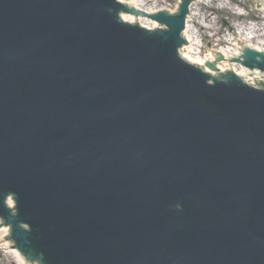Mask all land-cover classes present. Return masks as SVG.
Returning a JSON list of instances; mask_svg holds the SVG:
<instances>
[{
    "label": "water",
    "instance_id": "water-1",
    "mask_svg": "<svg viewBox=\"0 0 264 264\" xmlns=\"http://www.w3.org/2000/svg\"><path fill=\"white\" fill-rule=\"evenodd\" d=\"M118 1L167 31L116 0H0V217L48 264H264V91L238 80L264 74L233 63L264 54H218L238 79L207 84L181 61L193 0L156 22L180 0Z\"/></svg>",
    "mask_w": 264,
    "mask_h": 264
},
{
    "label": "rangeland",
    "instance_id": "rangeland-1",
    "mask_svg": "<svg viewBox=\"0 0 264 264\" xmlns=\"http://www.w3.org/2000/svg\"><path fill=\"white\" fill-rule=\"evenodd\" d=\"M208 1L201 7L195 8L196 17L193 19L195 20L194 23H192L198 32V40L203 44L201 50L203 53L210 47L214 48V45L219 44V47L229 46L225 39L232 34V27L235 24H261V26H264V16L259 9L260 7H258L260 0ZM224 25L227 26L224 27ZM257 33L263 36L261 32L258 31ZM244 37L238 38L242 46L247 44ZM256 42L259 43L257 39ZM261 49L264 51V47H261Z\"/></svg>",
    "mask_w": 264,
    "mask_h": 264
},
{
    "label": "bare ground",
    "instance_id": "bare-ground-1",
    "mask_svg": "<svg viewBox=\"0 0 264 264\" xmlns=\"http://www.w3.org/2000/svg\"><path fill=\"white\" fill-rule=\"evenodd\" d=\"M209 2L208 0H197L196 6H201L200 4H203L205 2ZM213 1V0H212ZM263 12V11H262ZM264 15V12H263ZM196 17V13L192 12L191 19H189V23L186 27L187 31L185 32L186 40L191 44V48L188 50L186 56L184 59H186L187 62L193 64H199V66L205 68V63L211 62L214 63V60L216 58V54L219 53L220 55H224L225 59H233L237 53H239V50L237 49H231V46H224V47H219L218 45H214V48L212 50H206L205 53H203L202 50V45L200 41L198 40V32L196 31L194 25L195 20H193ZM192 22V23H191ZM237 30H241L242 32V37L246 39V46H249L252 49H261V47H264V26H261V24H256V25H239L235 27ZM261 32L263 36L258 35L257 32ZM256 35V36H254ZM251 36H254L253 38ZM230 37H234V35H230ZM258 40L259 43H257L255 40ZM226 42V41H225ZM231 42V41H229ZM228 43V42H227ZM256 43V44H255ZM239 42L236 41L235 43L231 42V45H234L233 47L238 46ZM255 47V48H254ZM255 49V50H256ZM263 50V49H261ZM205 71L207 73H212L205 68ZM7 231L5 229L0 230V237L2 238ZM19 264H22V262L19 260Z\"/></svg>",
    "mask_w": 264,
    "mask_h": 264
},
{
    "label": "flooded vegetation",
    "instance_id": "flooded-vegetation-1",
    "mask_svg": "<svg viewBox=\"0 0 264 264\" xmlns=\"http://www.w3.org/2000/svg\"><path fill=\"white\" fill-rule=\"evenodd\" d=\"M5 239L0 237V264H19V252L13 245H6ZM22 264H34L26 261H22Z\"/></svg>",
    "mask_w": 264,
    "mask_h": 264
}]
</instances>
